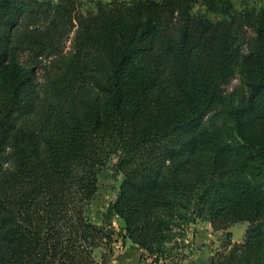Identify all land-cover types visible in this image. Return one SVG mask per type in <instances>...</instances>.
Returning <instances> with one entry per match:
<instances>
[{"label":"trees","instance_id":"trees-1","mask_svg":"<svg viewBox=\"0 0 264 264\" xmlns=\"http://www.w3.org/2000/svg\"><path fill=\"white\" fill-rule=\"evenodd\" d=\"M108 163L139 261L186 264L207 220L208 264H264V0H0V264H110Z\"/></svg>","mask_w":264,"mask_h":264},{"label":"rangeland","instance_id":"rangeland-1","mask_svg":"<svg viewBox=\"0 0 264 264\" xmlns=\"http://www.w3.org/2000/svg\"><path fill=\"white\" fill-rule=\"evenodd\" d=\"M56 1V0H52ZM80 5V9L83 12L96 10L99 2L108 3L111 0H77ZM128 1V0H127ZM251 0H233L234 5L237 8L242 7L245 3ZM203 9L199 3L193 5V12ZM71 35L64 41V51H68L71 48ZM49 58H45L40 66L37 67V77L39 80H44L43 75L48 70ZM253 80L250 73L244 71H238L231 81L227 84V91H231L235 87H242L247 81ZM11 164H8L10 167ZM120 181V175L115 174L111 163L102 166L97 174V189L93 194L90 203L87 206L86 214L96 222H102L106 225L107 230L112 235V249L110 264H152L150 258H143L138 260L139 249L132 245V242L126 237L123 221L119 218L110 206V202L115 198L118 185ZM201 222V220H199ZM201 222L200 225H203ZM207 224V223H206ZM211 225V224H210ZM203 226L202 235H198L197 241L193 239L191 229L189 227L187 232V242L192 248V255L188 260H184L186 264H208V257L210 252L219 245L223 238V232L225 230H214L212 226ZM232 230V238L234 240H242L245 228L247 226L246 221H238L230 225ZM229 230V228H228ZM195 231V230H194ZM195 262V263H194Z\"/></svg>","mask_w":264,"mask_h":264},{"label":"crops","instance_id":"crops-1","mask_svg":"<svg viewBox=\"0 0 264 264\" xmlns=\"http://www.w3.org/2000/svg\"><path fill=\"white\" fill-rule=\"evenodd\" d=\"M201 222H204V224L203 225H200L201 224ZM201 222L198 220V221H196V222H194V223H191L189 226H188V228H187V232H188V229H189V227L191 226L192 228L191 229H193V232H192V236L191 237H193V239L195 238V241H197V238H198V235H202V228H203V226H206L207 225V227H209V225H210V222L209 221H207V220H201ZM207 223V224H206ZM210 227H211V225H210ZM195 230V231H194ZM229 230L231 231V233H232V230H231V226L229 227ZM132 245H135L136 247H137V245L136 244H134V243H132ZM195 263V262H194ZM191 264H193V263H191Z\"/></svg>","mask_w":264,"mask_h":264}]
</instances>
